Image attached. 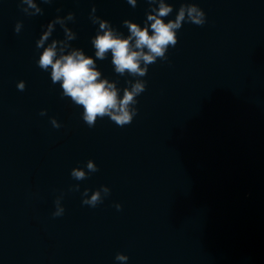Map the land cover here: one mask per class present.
<instances>
[{"label":"clouds","instance_id":"9594fccd","mask_svg":"<svg viewBox=\"0 0 264 264\" xmlns=\"http://www.w3.org/2000/svg\"><path fill=\"white\" fill-rule=\"evenodd\" d=\"M50 3L51 0H44ZM128 3L136 6V0H127ZM151 13L147 14V21L144 27L130 20H124L123 25L127 27L130 35L127 37L117 32L110 26V22L92 17L93 24L98 23L99 29L92 45L95 48V57L99 60H105L108 53H111V63L114 66L115 73L120 76L129 75L132 77H144L148 73L149 66L156 63L157 60H167V52L170 47L174 48L178 41L177 32L185 22L203 26L206 23V14L197 4H181L178 14L174 20L165 22L173 12V7L160 0L158 10L153 7L156 0H147ZM23 5L22 11L27 15L42 14L41 9L37 8L33 0H21ZM29 9H35L30 12ZM93 7V12H95ZM59 11V9L57 10ZM67 19L74 20V14L69 12ZM148 21L151 22L149 31ZM53 23L63 25V21L57 17ZM22 24L17 22L15 31L20 32ZM52 24L48 25V31L43 34L41 39L36 42L38 49L42 48L37 61L38 67L45 71H50L52 84L59 83L62 93L61 98H70L73 104L83 108L82 119L89 128L95 127L96 122L104 117L110 118L117 126L124 127L130 125L138 113L134 107L138 103L137 97L146 90V81L137 79L135 83L128 81L130 87L123 89V96L119 95V89L115 83H110L108 79L102 78V73L97 70L95 61L92 57L86 56L81 50H72L65 53L69 45L63 41L53 40L47 47H44L45 41L48 40L52 33ZM68 39H75V34L67 28L64 29ZM58 43L61 47L58 49ZM20 91L25 89V82L20 81L17 84ZM45 115L46 111H41ZM53 127L59 128L61 125L55 119H51ZM89 172H97L99 169L91 160L87 162ZM71 176L76 180H84L87 173L80 168H74ZM79 191V185L75 186ZM110 193L107 186H101L98 190L92 192L90 198L89 190L85 189L82 193L84 199L82 203L90 207H96L103 202V197ZM56 211L54 217L62 216L64 208L59 206V200L55 201ZM117 210L121 209L120 204H116ZM117 261L129 259L127 256L117 253Z\"/></svg>","mask_w":264,"mask_h":264}]
</instances>
